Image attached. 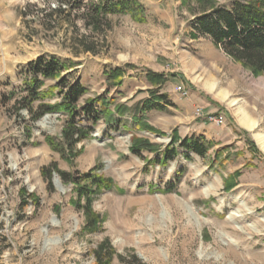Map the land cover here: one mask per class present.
Masks as SVG:
<instances>
[{
	"label": "rangeland",
	"instance_id": "rangeland-1",
	"mask_svg": "<svg viewBox=\"0 0 264 264\" xmlns=\"http://www.w3.org/2000/svg\"><path fill=\"white\" fill-rule=\"evenodd\" d=\"M136 1L144 21L108 15L96 33L75 11L70 22L49 19L54 0H0V264H96L93 250L105 239L114 250L110 264L133 255L142 264H264V74L192 32L196 14L236 0ZM39 56L64 62L68 82L86 88L80 116L89 102L100 114L94 124L77 120L85 136L74 144L63 135L66 114L31 122L15 105L25 96L27 65ZM158 93L172 105L143 111V101ZM59 101L55 92L44 98ZM197 107L236 112L241 123L243 115L256 117L258 125L236 145L204 136L211 145L204 157L185 159L180 149L167 166L151 164L194 125L218 128L197 117ZM60 173L110 181L109 188L84 183L96 190L97 232L85 230L84 199Z\"/></svg>",
	"mask_w": 264,
	"mask_h": 264
},
{
	"label": "trees",
	"instance_id": "trees-1",
	"mask_svg": "<svg viewBox=\"0 0 264 264\" xmlns=\"http://www.w3.org/2000/svg\"><path fill=\"white\" fill-rule=\"evenodd\" d=\"M54 1V7L45 13L49 19L56 21L55 17L58 19L64 17L70 22V12L75 11L76 17L79 16L82 19L84 26L96 33L107 26L106 17L108 15L130 13L133 17H137L138 21H144L140 16L143 8L137 4L136 0H96L86 3H84L85 0ZM192 32L196 38H209L213 45L227 57L241 63L252 72L264 74V0H236L229 6L204 9L195 15L192 22ZM85 49L86 51H94L92 44H86ZM66 70L67 65L52 56H39L29 62L21 88L25 96L15 100V105H20L17 109H23L27 112L31 122L38 120L47 113L60 112L66 114L68 121L63 130V135L66 142L74 144L81 139V136H85L82 135L84 131L75 126L78 124L77 120L83 118L87 123L94 124L98 121L100 114L94 110L93 103L89 102L87 107L82 108V116L79 115L76 106L79 99L86 93V88L79 81L69 83L67 75H63ZM118 76V70L110 72L112 79ZM46 80H55L56 83L44 91L42 87ZM51 92H55L60 98L58 103L48 104L44 102V98L50 96ZM166 105H172L168 96L158 93L150 99L144 100L141 109L143 111L153 108L163 109ZM100 107L103 108L102 105ZM74 135H77L76 138ZM210 146L209 141L202 134L192 133L179 140V143L172 140L161 151L160 157L156 156L150 162L165 167L180 153V149H182L185 159H190L191 154L204 157ZM53 148L58 149L55 146ZM132 152L139 154V148L133 147ZM60 177L64 182L75 181L77 184L76 194L79 198L84 199V203L79 206L85 216L84 228L87 233L97 232L100 217L91 209V197L96 193V190H92L84 183L88 181L91 186L109 188L110 181L95 178L91 174L71 177L67 173H60ZM47 179H50L49 175ZM175 181H178V178ZM171 185L172 183H169L164 188L165 191H171ZM76 205L78 206V203ZM93 255L96 264H110L114 250L110 242L105 239L93 250ZM131 259L142 264L135 255ZM131 259L119 257L121 264H133Z\"/></svg>",
	"mask_w": 264,
	"mask_h": 264
},
{
	"label": "crops",
	"instance_id": "crops-1",
	"mask_svg": "<svg viewBox=\"0 0 264 264\" xmlns=\"http://www.w3.org/2000/svg\"><path fill=\"white\" fill-rule=\"evenodd\" d=\"M235 115L237 118H233L234 116L233 117L230 116L229 112L225 113L224 116L222 115L224 119L226 120V125H224L225 127H218L212 133L209 132L208 128L203 127L202 125H194L193 128H191V133L190 134L185 133L183 135L180 134V137H181L180 139L191 135L193 132V133L202 134L203 136L207 137L208 140L215 141L216 143L219 144L217 146H220V145L223 146V145H229V144H232V145L239 144L241 142L240 133L250 131V129L247 128L246 126H243V124L239 122L238 120L239 118L236 112H235ZM250 118L257 122V124L255 122V126H253V129H254L258 125V119L252 116H250Z\"/></svg>",
	"mask_w": 264,
	"mask_h": 264
},
{
	"label": "built area",
	"instance_id": "built-area-1",
	"mask_svg": "<svg viewBox=\"0 0 264 264\" xmlns=\"http://www.w3.org/2000/svg\"><path fill=\"white\" fill-rule=\"evenodd\" d=\"M176 89L182 96L187 95V93L183 87L177 86ZM195 115L197 117L202 118L205 122L213 123L218 127H222L224 125V117L222 115H220V114H204L202 108H200V107H197L195 109Z\"/></svg>",
	"mask_w": 264,
	"mask_h": 264
},
{
	"label": "bare ground",
	"instance_id": "bare-ground-1",
	"mask_svg": "<svg viewBox=\"0 0 264 264\" xmlns=\"http://www.w3.org/2000/svg\"><path fill=\"white\" fill-rule=\"evenodd\" d=\"M211 89H212V87H211ZM210 91V90H209ZM222 96V95H221ZM225 94H223V96L222 97H224L225 98ZM241 120H242V124L244 125V126H246L247 128H249V129H252L253 128V126H255V122H253V121H251L246 115H243V116H241ZM262 142V148L264 149V143H263V138H261L260 139Z\"/></svg>",
	"mask_w": 264,
	"mask_h": 264
}]
</instances>
